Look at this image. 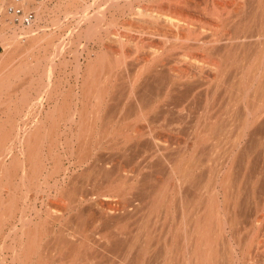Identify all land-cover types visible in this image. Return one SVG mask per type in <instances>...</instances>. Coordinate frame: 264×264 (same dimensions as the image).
I'll return each mask as SVG.
<instances>
[{
  "label": "bare ground",
  "instance_id": "6f19581e",
  "mask_svg": "<svg viewBox=\"0 0 264 264\" xmlns=\"http://www.w3.org/2000/svg\"><path fill=\"white\" fill-rule=\"evenodd\" d=\"M36 1L4 3L3 16L12 17L10 24L17 34L33 32L37 19L29 24L17 21L9 6L38 11ZM122 1L103 0L100 11L135 9L141 16L150 15L149 19L137 17V23L152 26L143 30L145 39L138 37L133 46L126 47L123 35L108 32V21L103 27L104 15L86 14L85 18L96 17V24L86 33L88 39H103L100 34L105 30L120 44L107 47L109 53L97 56L86 70L85 85L89 88L82 100L79 118L83 129L77 149L79 162L86 163L88 172L95 174L89 180L94 181V187L87 189L84 182L79 186L67 179L72 182L71 186L67 183L68 191L63 190L67 194L60 198L56 191L58 194L52 195L58 199L56 207L62 206L63 211L70 205L79 207L78 213L71 212L73 216L68 213L70 223L75 221L80 226L82 220L90 219L86 221L90 225L80 240L82 248L81 243L62 238L66 252L63 250L59 264H264V0H231V4L171 0L152 14L145 6H133L132 0L127 6ZM231 12L238 18L237 27L202 34L205 24L218 27L235 22L221 17ZM62 49L59 46L52 57L62 55ZM202 96L206 113L201 116L198 112L200 117H196L193 109L203 107L198 102ZM76 118L74 114L70 120ZM189 141L193 152L186 163ZM102 142L104 149L100 148ZM67 149L72 150L68 141L63 150ZM41 157L39 173L50 161L44 154ZM54 170L49 172L54 175ZM173 180V184L167 182ZM54 198L50 200L52 207ZM48 204L47 209L51 207ZM172 205L176 211L170 224ZM51 208L48 221L53 226L48 230L32 232L28 226L32 218L21 215L22 232L17 242L22 252L17 253L20 258L15 255L18 260L25 256L28 262L34 256L36 264H43L47 252L62 251L58 237L64 234L56 229L61 218L57 208L54 206L55 214ZM140 208L152 211L149 220L154 213L162 217V227H155V231L148 227L149 233L170 230L176 237H158L153 244L152 238L140 236L142 242L135 233L137 228L131 225ZM12 230H17V224ZM76 231L69 234L76 236ZM46 235L50 237L44 241ZM172 240L177 242L173 254L167 252ZM50 264L56 263L52 260Z\"/></svg>",
  "mask_w": 264,
  "mask_h": 264
},
{
  "label": "rangeland",
  "instance_id": "374dc122",
  "mask_svg": "<svg viewBox=\"0 0 264 264\" xmlns=\"http://www.w3.org/2000/svg\"><path fill=\"white\" fill-rule=\"evenodd\" d=\"M8 1L9 0H0V211H3L1 214L3 223L0 224V229L3 228L2 234L0 231V235H2L0 236V264H23L22 262L25 264H36V262H34L36 258H34V260L32 259L34 256L31 257L33 261L28 260V262H25L24 256L23 260L19 259L21 263L17 257H15V255H18L17 253L22 252L21 244L19 243L20 240H18L22 232V223L20 222L21 215L26 214L28 217L30 216V218H32L28 224L32 232H34V230L38 231L39 228H43V230L44 228L45 230L50 229V225L53 226V223L48 221L50 215L48 210L52 207L50 203L51 201L53 202L54 197L52 208H54V206L57 208L56 210L59 213L57 214L60 215L62 219L56 222V229L59 228L57 233L61 230L59 234L62 232L64 234L58 237L59 243L61 244H59V249L62 247V251L47 252L43 264H50L52 260L55 261L56 264H59L65 254V247L63 248V245L65 246L63 241L65 237L67 239L66 241H70V243L71 241H76L80 244L82 242L80 241L81 238L87 234L86 230L90 225V223H87L90 222V219H87V217L83 218L85 220L87 219V222L82 220L81 224H83H79L80 226L76 225L73 219V223H70L71 221L69 220H71V216L74 215H72L71 212L73 211L72 213H76L77 211L78 213V206V208L74 207L76 205L67 206L68 208L64 207V211L62 206L56 207V205H59L56 204L58 203L57 197L61 198V196L66 195L67 192L65 193L63 190L67 189L68 191L73 181H75L77 185L79 184V186L84 182L83 185L86 187L89 186L87 189H90L91 186L94 187L92 185L94 181L89 180H93L95 174L92 171L88 172V165L86 163L82 164L81 161L79 162V151L77 149V142L82 138L80 131L83 129V126H81L82 123L80 124L81 118H79L83 106L82 100L84 99V91L89 88L85 85V77L87 76L86 70L89 64L97 61V56L106 53L107 47L117 48L120 44L118 39H114V35L107 36L105 30L100 34L103 39L99 37L88 39L86 33L96 24V17L85 18L86 14L93 15L98 12L99 15H104L105 20L102 22L104 25L103 27H107L106 22L108 21V23L111 24L108 32L111 34L119 33V35H123L124 39L126 38L123 41L126 47L133 46L135 44V39L138 37L143 36L142 38L145 39L147 34L142 35V32L143 30H148L152 25L148 23H137V17L149 19L150 15L141 16L137 10L128 7L116 9L109 8L103 12L100 11V5L104 3L103 0H37L35 3L39 6L38 11L31 7L27 9L33 10L35 18L37 19L33 32H28V35L21 33L17 34L15 26L11 25L12 19L10 18L12 17L3 16V8H5V4H7ZM127 1L131 0H123V6H127ZM170 1L171 0H132L133 6L135 7L145 6L149 8L148 14H152L153 11L160 7H166ZM219 1L231 4V0ZM209 15L210 12L206 14V20ZM257 16L258 15H256V17ZM221 17L224 20H235V22L229 25L220 24L218 26L219 28L217 26H207V24L203 22L205 25L203 27L204 29L202 28V34L211 35L212 32L219 29L224 30L225 28V30H231L237 27L236 23L238 18H234L233 12L224 13ZM15 25H17V23ZM132 38L134 40H132ZM59 46L63 47V54L53 56V58L52 55L57 52ZM107 53L109 52L107 51ZM199 53L203 56L205 54L203 51ZM207 86L205 85V87ZM202 97L200 100L203 99L206 101L204 96ZM200 100L198 101L199 103L205 102ZM202 103L201 105H203V107L201 108H199L197 104L199 110H196V107L193 109L194 116L200 117V115L197 114L198 112H200L201 116L206 113L205 104ZM77 109L79 112H77ZM194 111L196 113H194ZM74 114L77 115L76 121H71L70 118ZM117 123H120V119H117ZM143 126L144 125H142V127ZM67 141L72 150H63ZM103 145L105 146L102 142L100 148L104 149L105 147ZM188 145L190 149L188 148L189 154L187 155L189 156H184L186 157V159L184 158V162H186V160L188 162L187 158H189L193 152V148L190 147L193 146L192 141H189ZM30 146L33 149H31ZM74 147H76V150ZM29 151L32 153L34 152L33 155L29 156L27 154ZM69 153L72 154V157ZM43 154L45 155V159L47 157L48 159L46 160L50 161L45 162L47 170L45 169L42 173H39L38 170L40 169L41 156ZM58 164L60 165L59 170L57 168ZM185 164L183 165L185 166ZM55 168L56 170H54ZM65 169L67 171H63ZM49 170H54V175L51 174ZM47 172H49L52 177H48L49 174ZM86 172L89 174L93 173V178L88 174L90 176L89 178ZM80 173H83L84 176ZM81 176L83 181L81 180ZM78 177H80L79 180ZM84 177H86V180L83 179ZM67 179H70L72 182ZM167 180L172 181L170 178ZM164 181L160 180L159 183H163ZM169 181H167L169 184L174 183V180L173 182ZM67 183H69L70 186H67ZM88 183L92 184L89 185ZM39 185L41 189H39ZM45 187L47 191H44ZM48 190L52 193L50 194ZM53 193L56 195L58 194V196L56 197L55 194V196L52 195ZM56 199L57 202L55 201ZM68 203L70 202L68 201ZM34 204L37 205L38 209L41 208L39 209L40 212L37 211ZM46 204H48V207L51 205V207L47 209ZM60 207H62V209ZM175 207L176 206L172 205L170 208L171 214L168 217V222L170 224H172L174 220ZM52 208L51 211L55 214L56 210ZM69 208H71V210ZM83 208L84 210L86 209L85 207ZM144 210L140 208L137 220L134 224L131 223L133 227L137 228L135 233L136 235L139 233L138 237L143 236L145 239V237L147 238L148 236L154 241V243L152 241L153 244H157L158 237H176L170 230L167 233L154 232L155 227L157 230L162 227V217H157L154 213L149 220V211L151 210ZM159 210L163 212V207ZM46 211H48V214ZM68 213L71 214V216L68 215ZM63 216L67 219H63ZM66 221L68 222L66 225V229L68 227L66 230L68 233H66L64 228ZM37 223H40L39 225L41 227ZM14 224H17V230L20 228L18 232L17 230H12ZM35 225H37V228ZM69 227L71 229L73 227L75 228L71 230ZM148 227L153 228V233L147 231ZM69 229L71 231H69ZM75 229L77 230L76 236L69 234ZM145 230L149 234L146 233ZM80 233L81 235H79ZM48 237H50V235H46L44 241H47ZM141 237L140 240L142 239ZM143 241L142 239V242ZM4 243L5 245H3ZM65 243L69 244L67 242ZM171 243V247L167 252L173 254L177 251V242L172 240ZM82 245L81 243V248L84 246ZM155 246L157 247V245ZM20 255L21 254L18 255V258H20Z\"/></svg>",
  "mask_w": 264,
  "mask_h": 264
},
{
  "label": "built area",
  "instance_id": "2783aa9c",
  "mask_svg": "<svg viewBox=\"0 0 264 264\" xmlns=\"http://www.w3.org/2000/svg\"><path fill=\"white\" fill-rule=\"evenodd\" d=\"M9 10L16 15L17 21H21L24 24L31 23L35 17L33 10H24L23 7L19 5H10Z\"/></svg>",
  "mask_w": 264,
  "mask_h": 264
}]
</instances>
